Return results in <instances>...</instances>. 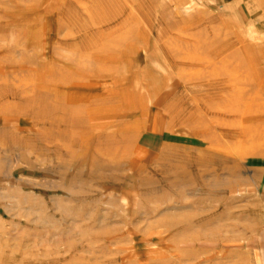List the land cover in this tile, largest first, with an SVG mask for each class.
Masks as SVG:
<instances>
[{
	"label": "rangeland",
	"instance_id": "374dc122",
	"mask_svg": "<svg viewBox=\"0 0 264 264\" xmlns=\"http://www.w3.org/2000/svg\"><path fill=\"white\" fill-rule=\"evenodd\" d=\"M0 264H264V0H0Z\"/></svg>",
	"mask_w": 264,
	"mask_h": 264
}]
</instances>
